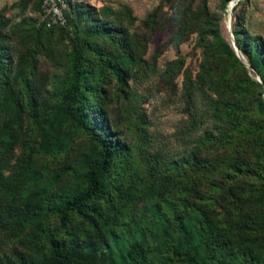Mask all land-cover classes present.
Returning <instances> with one entry per match:
<instances>
[{"label":"rangeland","instance_id":"374dc122","mask_svg":"<svg viewBox=\"0 0 264 264\" xmlns=\"http://www.w3.org/2000/svg\"><path fill=\"white\" fill-rule=\"evenodd\" d=\"M238 1L65 0L74 10L76 27L46 30L40 20L39 0H0L3 43L13 49L24 68L33 59L39 62L40 74L35 82L48 134L46 138L34 137L31 117L26 115L19 149L7 155L5 178L0 179L1 264H18L19 260H38L41 256L28 244L30 227L23 222L25 205L44 203L50 196L83 186L72 169L79 168L92 151V139L58 109L57 89L66 80L75 49L74 35L81 44L112 46L99 36L87 12L99 20V25L108 23L129 31L127 42L135 57L133 62L128 60L132 88L128 96L113 103L114 123L158 173L157 183L146 188L147 195L123 196L116 200L112 212L105 209L120 225L119 239L114 243L108 240L113 262L123 259L130 243L140 242L142 264H177L168 250L185 243L184 235L174 225L176 216L181 217L194 245L198 223L204 216L225 222V228L241 221L249 234L250 221L264 210V198L255 196L259 199L256 205L249 202L253 201L249 198L252 190L257 189L255 182L237 178L231 169L244 164L264 167V144L244 138L230 113L239 108L255 119L252 95L234 97L232 81L227 79L221 90L229 97L224 99L205 77L207 68H213L218 78L226 66L213 48L214 30L233 50L232 31L237 25L251 36L264 38V0ZM231 2L235 5L229 9ZM178 36L182 41L176 39ZM241 60L247 62L242 56ZM249 74L258 79L251 70ZM253 93L256 95V91ZM143 119H147L151 132L148 145L143 139ZM45 144L57 153H50ZM3 151L7 153V149ZM31 157L35 158V168L28 174ZM197 157L212 175L189 180L195 190L193 196H186L180 176L187 170L193 172L189 162ZM181 196L188 206L181 204ZM52 222L44 224L50 226ZM82 235L79 238L83 239ZM198 260H202L199 251Z\"/></svg>","mask_w":264,"mask_h":264},{"label":"trees","instance_id":"16d2710c","mask_svg":"<svg viewBox=\"0 0 264 264\" xmlns=\"http://www.w3.org/2000/svg\"><path fill=\"white\" fill-rule=\"evenodd\" d=\"M61 1L65 5L62 12L65 25L46 28L41 23L44 29L74 30L76 27L72 17L74 10L65 0ZM239 4L240 1L236 6ZM40 5L41 0L39 11ZM232 6L233 2L229 9ZM87 13L90 17L88 21L94 23L99 36L105 42L110 41L112 46L81 44L77 35H74L75 49L66 80L57 89L58 109L64 111L75 126L92 139V151L79 168L72 169L74 175L83 181V186L50 196L44 203L24 206L23 222L30 227L28 244L34 251H40L41 256L38 260L33 257L19 260L18 264H142L143 249L140 242L130 243L123 259L113 262L108 243L119 239L120 225H116L115 215L109 217L105 210L108 208L112 212L116 200L123 196L147 195L146 188L153 187L158 179L157 169L141 157L137 148L125 138L124 132L116 129L112 113L115 100L124 99L130 93L132 71L128 60L133 62L135 57L127 42L128 30L108 23L99 25V20L91 12ZM3 27L0 17V29ZM212 34L213 48L218 59L226 66L218 78L214 76L213 68H207L206 81L224 99L229 97L227 92L221 90L227 79L232 81L234 97L247 98L252 95L255 119L243 114L239 108H234L230 115L238 122L244 138L264 144V38L251 36L241 25L234 28V44L241 56L246 58L247 62L244 63L222 40L217 30ZM203 38H206L205 34ZM3 39L0 32V179L5 178L7 155H13L19 149L20 135L26 129V115L31 117L34 137L46 138L48 135L43 126L39 88L35 82L40 74L39 62L33 59L24 68L13 49L3 43ZM176 39L182 41L181 36ZM249 70L256 74L260 82L250 77ZM142 133L148 145L151 132L147 119L142 121ZM45 148L50 153H57L46 144ZM6 149L7 153L3 151ZM201 162L200 157L194 158L189 162L193 172L187 170L180 176L186 196H193L195 190L189 180L197 181L198 175H212L210 168ZM28 167L27 173L31 174L35 168V158H30ZM231 174L255 182L257 189L252 190L249 198L253 201L249 202L256 205L259 199L255 196L262 195L264 198V167L238 165L231 169ZM180 202L188 206L183 196ZM237 203L241 204L242 200ZM117 212L118 209L114 211ZM180 218L175 217L174 225L184 235L185 243L168 249L175 263L264 264V210L250 221L249 234L244 231L241 221H238L240 225L225 228V222L221 224L217 219L204 216L197 226L195 245L184 230ZM46 221L53 222L47 226L44 224ZM80 234H83V239L79 238ZM198 251L202 256L200 262Z\"/></svg>","mask_w":264,"mask_h":264},{"label":"built area","instance_id":"2783aa9c","mask_svg":"<svg viewBox=\"0 0 264 264\" xmlns=\"http://www.w3.org/2000/svg\"><path fill=\"white\" fill-rule=\"evenodd\" d=\"M65 5L61 0H41L40 5V20L46 28L53 26L63 27L65 18L63 10Z\"/></svg>","mask_w":264,"mask_h":264},{"label":"water","instance_id":"95a60500","mask_svg":"<svg viewBox=\"0 0 264 264\" xmlns=\"http://www.w3.org/2000/svg\"><path fill=\"white\" fill-rule=\"evenodd\" d=\"M237 1H238V0H235V3H236ZM235 3H233V6L235 5ZM233 6H232V7H233ZM233 47H234V51H235V54H236L237 58L241 59V56H240L239 50L235 47L234 40H233ZM246 67H248V66L246 65ZM257 81L260 82L259 79H257Z\"/></svg>","mask_w":264,"mask_h":264}]
</instances>
